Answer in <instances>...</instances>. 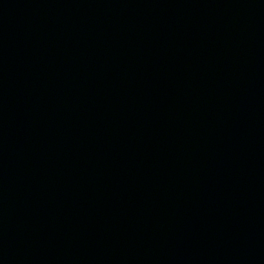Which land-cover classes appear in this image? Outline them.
<instances>
[{"label":"water","instance_id":"95a60500","mask_svg":"<svg viewBox=\"0 0 264 264\" xmlns=\"http://www.w3.org/2000/svg\"><path fill=\"white\" fill-rule=\"evenodd\" d=\"M0 264H264V0H0Z\"/></svg>","mask_w":264,"mask_h":264}]
</instances>
